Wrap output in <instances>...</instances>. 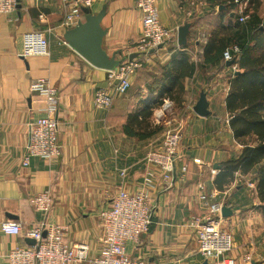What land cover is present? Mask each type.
<instances>
[{"label": "crops", "instance_id": "1", "mask_svg": "<svg viewBox=\"0 0 264 264\" xmlns=\"http://www.w3.org/2000/svg\"><path fill=\"white\" fill-rule=\"evenodd\" d=\"M220 1L157 0L162 23L176 34L152 52L151 67L136 73L130 90L109 108L94 104L96 89L108 86L107 71L91 65L63 41L67 29L61 26L62 0H18L12 14H0V223L17 221L24 231L38 226L44 216L35 210L30 197L49 188L54 204L48 220L67 225L68 240L86 242L98 254L100 209L108 207L118 191L122 170H127L129 190L141 186L149 142L162 133L150 134L156 127L152 117L133 126L130 119L146 110L155 100L153 95L161 91L162 67L172 66L179 73L189 61L194 65L191 74L180 81L170 78L167 85L174 94L183 85L185 101L192 97L195 104L204 93L209 114L185 113L177 107L184 135L173 179L170 186H150L153 222L138 244L128 245L129 252L154 264H211L198 252L190 219L205 214L210 205L221 204L233 209L229 216L221 213L222 227L233 233V256L240 262L249 253L251 263L239 264H264V200L258 177L262 163L248 169L226 165L243 153L246 143L254 146L257 141L235 134L227 107L232 69L213 61L219 42L235 40V31L246 20L237 23L235 9ZM259 1V17L264 21V0ZM90 8L93 13L106 10L101 27L106 31L103 47L110 55L118 51V58H128L136 53L142 15L135 0H94ZM186 23L191 25L187 42L179 45L178 29ZM33 30L46 31L49 53L26 58L21 54L24 36ZM182 53L186 55L181 58ZM39 78L49 79L60 92L62 154L51 163L33 157L29 165H23L30 125L45 114L46 98L33 88ZM142 118L144 115L138 116V120ZM199 184L204 186L201 191ZM202 192L207 195V205L199 198ZM27 238L0 232V252L29 244ZM0 264H6L1 256Z\"/></svg>", "mask_w": 264, "mask_h": 264}, {"label": "built area", "instance_id": "2", "mask_svg": "<svg viewBox=\"0 0 264 264\" xmlns=\"http://www.w3.org/2000/svg\"><path fill=\"white\" fill-rule=\"evenodd\" d=\"M190 1L193 3L194 0ZM62 2L65 13L61 26L70 29L84 20L83 7H91L94 0ZM135 4L142 15V30L136 46L137 55L132 59L126 57L115 69L107 70L108 86L96 89L94 96L96 107L109 108L116 98L126 94L137 70L149 62L154 50L172 40L176 34L173 29L162 23L157 0H135ZM17 5L18 0H0V14H12ZM248 7L249 0L238 3L235 11L239 15V21L243 22L249 17ZM47 32L49 33V30ZM63 41L68 44L65 39ZM179 49L185 50L182 47ZM238 52L239 48L236 45L227 47L223 52V61L226 64L233 61V64L229 65L233 75L237 71L234 53ZM48 53L49 39L46 31L33 30L25 34L24 49L21 53L24 57ZM33 88L44 96L47 102L43 107L45 114L36 118L30 125L26 150L21 158L23 165H29L33 157L51 163L62 154L59 139L61 122L58 118L60 92L47 78L34 81ZM194 105V99L190 97L184 102L182 109L185 113H190L194 111ZM175 106V102L169 97H163L161 101L155 103L156 117L153 115V121L156 125H162L163 120L165 126L160 136L149 142L144 158L147 166L144 182L137 190H129L125 182L127 170L121 171L122 181L118 191L109 206L100 209L98 213L102 229L98 254H94L86 242L68 240L67 225L48 220L54 199L51 190L45 188L30 197L35 210L44 216V220L38 226L24 231L20 222L4 220L0 223V232L5 235L30 237L36 240L34 244H17L5 253L0 252L6 264H154L143 256L132 255L128 245L138 244L141 237L150 231L153 222L150 186L154 183L171 185L184 135L183 120L179 118L178 111L175 112ZM172 111L175 112L173 120H164ZM195 162L199 163L200 159H195ZM182 169L185 171L186 165ZM249 185L254 186L252 182ZM198 188L201 191L204 186L199 184ZM199 198L207 205L206 193H200ZM221 208V204H213L205 214L191 217L190 225L195 228L198 252L211 264L251 263L249 253H244L240 262L233 256L234 237L230 230L222 227Z\"/></svg>", "mask_w": 264, "mask_h": 264}, {"label": "trees", "instance_id": "3", "mask_svg": "<svg viewBox=\"0 0 264 264\" xmlns=\"http://www.w3.org/2000/svg\"><path fill=\"white\" fill-rule=\"evenodd\" d=\"M242 1L244 0H221L220 2L225 4L227 8L236 9L238 3ZM258 4L260 6L259 0H249L247 9L249 18L244 22V26L240 24L238 30L235 31L237 35L235 40H230L231 42L228 41V43L224 40L219 42V45L216 46L217 54L213 61L216 63H221L222 61L225 64L223 51L229 46H238L239 52L234 53L237 73L234 72V75H231L230 92L227 98V107L231 112L230 123L238 137L256 140L257 144L251 146L250 143H246L243 153L238 158L227 161L226 165L231 169H248L256 163H262L258 171V177L259 191L261 198L264 200V21L259 17ZM238 16L237 14V18ZM237 23L242 22L239 21ZM212 43L214 44V42ZM185 52L187 53L186 50ZM186 53H182L181 58ZM207 61H212V59L207 56ZM185 64L179 73H176L172 66L162 67L164 77L160 82L164 86L160 88L161 91L153 95L155 100L149 104L146 110L140 113L141 115H132L130 119L131 126L146 123L153 116L155 103L161 101L163 97L171 98L178 107L183 108L185 102L184 86L181 85L178 92L174 94L173 90L169 89L170 86L167 85V81L170 78H178L180 81L187 74H191V71L194 70V65L189 63V61ZM150 67V63H146L137 70V73ZM143 115L144 118L141 121L138 120V116L143 117ZM163 129L164 126L156 125L155 130L152 133L150 132V134H159ZM127 130L131 134H137L130 127H127Z\"/></svg>", "mask_w": 264, "mask_h": 264}, {"label": "water", "instance_id": "4", "mask_svg": "<svg viewBox=\"0 0 264 264\" xmlns=\"http://www.w3.org/2000/svg\"><path fill=\"white\" fill-rule=\"evenodd\" d=\"M85 13L84 20L80 21L76 26L67 29L65 33V40L69 46L79 53L84 59H86L91 65L103 70L115 69L123 62L126 57L118 58V51H115L111 55L103 47V37L106 31L102 29L101 22L106 13L103 9L98 13H93L90 7H83ZM190 23H186L178 29V44L185 45L187 42V36L190 31ZM162 44L159 46L161 47ZM137 53L129 55V59L135 57ZM233 64V61L227 63L229 66ZM194 112L201 116L209 114L208 102L206 95L201 94L198 102L193 108ZM233 212L230 206L224 205L222 207V214L229 216ZM46 235V232H44ZM29 244L36 242L33 238H27Z\"/></svg>", "mask_w": 264, "mask_h": 264}, {"label": "rangeland", "instance_id": "5", "mask_svg": "<svg viewBox=\"0 0 264 264\" xmlns=\"http://www.w3.org/2000/svg\"><path fill=\"white\" fill-rule=\"evenodd\" d=\"M175 105H176V104H175ZM175 107H176V108H175ZM175 107H174V108H175V112H176L178 106L176 105ZM155 110H156L155 107H153V115H154V117H156V115H155V112H156V111H155ZM175 112H174V111L169 112V114L164 118V120H165V119H168V120L171 119V120H173V118H174L173 116L175 115ZM171 113H172V114H171ZM152 118H153V116H152ZM161 123H162V126H165V125H164L165 122H164L163 120H162ZM155 125H156V124H155ZM159 125H160V124H159ZM178 158H179V157H178ZM221 209H222V208H221ZM221 212H222V211H221Z\"/></svg>", "mask_w": 264, "mask_h": 264}]
</instances>
